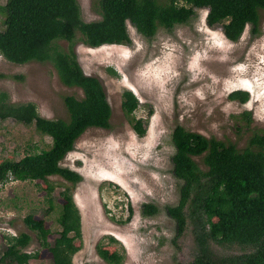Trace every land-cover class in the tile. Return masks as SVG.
I'll return each mask as SVG.
<instances>
[{"label":"rangeland","instance_id":"rangeland-1","mask_svg":"<svg viewBox=\"0 0 264 264\" xmlns=\"http://www.w3.org/2000/svg\"><path fill=\"white\" fill-rule=\"evenodd\" d=\"M93 2L78 0L86 22L101 18ZM197 11L189 23L161 27L152 38L128 24L129 44L94 48L76 43L83 70L97 76L104 86L112 108L111 126L86 130L62 160V166L82 176L76 185L58 175L46 181L10 178L0 185V256L8 237L25 232L32 237L25 250L37 254L29 264H57L51 248L42 247L24 218L32 214L41 220L50 230L48 242L54 244L61 231L58 217L66 201L63 192L68 190L81 217L79 251L72 257L73 264H110L100 257L98 246L122 255L120 264L192 263L196 254L192 226L175 241L176 224L165 210L179 200L171 160L174 127L180 124L238 149L246 147L254 131L264 130V11L257 31L248 24L236 41L226 38L221 25L207 24L206 9ZM3 21L1 14L0 31ZM57 43L62 49L69 45L66 40ZM125 90L139 100L134 115L144 120L143 135L122 110ZM235 90L248 91V101L230 99ZM0 91L12 103H35L39 114L48 119L68 120L64 97L83 96L81 89L62 83L50 62L17 64L2 55ZM246 112L251 113L250 123ZM51 143V137L38 132L34 124L0 119V162L20 160L48 149ZM195 159L202 164L201 157ZM145 202L157 204L159 212L143 216ZM212 244L221 255L251 250Z\"/></svg>","mask_w":264,"mask_h":264},{"label":"trees","instance_id":"trees-1","mask_svg":"<svg viewBox=\"0 0 264 264\" xmlns=\"http://www.w3.org/2000/svg\"><path fill=\"white\" fill-rule=\"evenodd\" d=\"M93 8L101 18L86 22L78 0H0V15H4L0 55L17 64L50 62L64 85L83 93L82 97H64L69 114L65 120L42 117L35 103H12L7 93L0 91V119L34 124L38 132L52 139L48 149L17 161L2 160L0 185L10 178L46 181L52 175L72 185L82 180L80 173L61 162L86 130L111 126L112 108L101 80L83 70L75 50L78 41L94 48L129 44L128 24L140 35L152 38L161 27L171 29L189 23L198 15V9L207 10L210 27L221 25L226 38L236 41L248 24L257 31L264 0H94ZM60 40L68 42L67 49L58 45ZM229 98L245 103L249 93L235 90ZM138 105L131 90L123 91L122 110L135 131L143 135L144 120L134 115ZM245 115L250 123L251 113ZM171 143L172 173L179 182V200L165 210L176 224L175 241L183 237L189 224L192 226L196 254L191 264H264V130L254 131L246 147L238 149L233 143L207 138L177 124ZM195 157H201L202 164ZM63 196L66 201L58 217L61 231L54 244L48 242L50 230L41 220L29 214L24 222L37 234L42 247L51 248L57 264H73L72 257L79 251L76 240L81 238V217L68 190ZM159 210L151 202L141 206L142 215L147 217ZM31 240L25 232L8 237L0 263L29 264L37 255L25 250ZM212 243L251 250L221 255ZM97 251L110 264H120L123 259L118 252L110 253L100 246Z\"/></svg>","mask_w":264,"mask_h":264}]
</instances>
